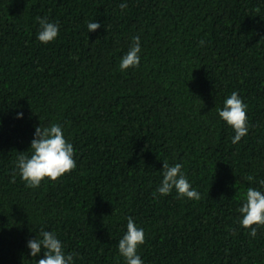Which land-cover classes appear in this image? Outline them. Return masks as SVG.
I'll list each match as a JSON object with an SVG mask.
<instances>
[{
    "label": "trees",
    "instance_id": "obj_1",
    "mask_svg": "<svg viewBox=\"0 0 264 264\" xmlns=\"http://www.w3.org/2000/svg\"><path fill=\"white\" fill-rule=\"evenodd\" d=\"M37 17L55 41L38 40ZM136 36L140 65L121 71ZM234 91L247 106L237 144L217 112ZM52 124L76 167L28 188L18 157ZM163 162L201 199L153 196ZM261 180L264 0H0V264L44 259L27 246L42 229L73 264H126L129 217L143 264H264V226L252 237L237 211Z\"/></svg>",
    "mask_w": 264,
    "mask_h": 264
},
{
    "label": "clouds",
    "instance_id": "obj_2",
    "mask_svg": "<svg viewBox=\"0 0 264 264\" xmlns=\"http://www.w3.org/2000/svg\"><path fill=\"white\" fill-rule=\"evenodd\" d=\"M126 7V3L120 5L122 10ZM37 19L41 27L37 36L38 40L43 44L55 41L59 33L58 26L50 23L46 17H37ZM100 27L98 22L87 24L89 32H95ZM200 44L203 46L204 41H200ZM140 52V38L139 36L133 37L132 46L120 61V70L127 71L139 67ZM246 108L247 106L238 93L234 91L225 100L223 108L217 109L219 117L234 130L233 144L239 143L248 134ZM20 118H22V113ZM30 151L32 153L30 157L22 154L18 157L16 164L20 176L28 188H38L45 180L58 181L76 167L73 145L65 140L62 128L58 124H52L46 128L37 127ZM162 173L163 180L153 196H156L157 193L167 196L174 189L178 198L201 199L200 194L192 188L182 172L181 164L169 166L163 162ZM246 179L252 182L254 177L248 176ZM259 183L264 186V180ZM237 211L242 216L241 226L249 229L250 235L255 237L257 228L254 226H264V193L256 188L248 187L244 203ZM126 228V234L118 242L119 254L125 259L126 264H143L137 253L139 246L145 243L144 230L138 228L131 217L128 218ZM27 246L33 258L43 250L45 258L40 259L38 264H73V254L65 255L63 245L54 232L42 229L36 239L28 241Z\"/></svg>",
    "mask_w": 264,
    "mask_h": 264
}]
</instances>
